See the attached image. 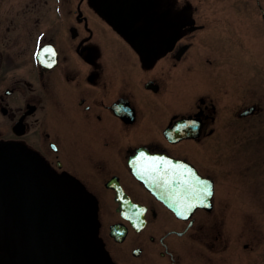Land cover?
Segmentation results:
<instances>
[{
    "label": "flooded vegetation",
    "instance_id": "obj_1",
    "mask_svg": "<svg viewBox=\"0 0 264 264\" xmlns=\"http://www.w3.org/2000/svg\"><path fill=\"white\" fill-rule=\"evenodd\" d=\"M216 1L0 0V154L86 199L101 264H264V223L251 241L234 214V142L264 111V0H230L221 25ZM141 154L211 195L179 215L180 172H145ZM6 211L0 264H28Z\"/></svg>",
    "mask_w": 264,
    "mask_h": 264
},
{
    "label": "water",
    "instance_id": "obj_2",
    "mask_svg": "<svg viewBox=\"0 0 264 264\" xmlns=\"http://www.w3.org/2000/svg\"><path fill=\"white\" fill-rule=\"evenodd\" d=\"M111 21L115 26L121 23L117 19ZM28 168L19 152H1L0 199L4 189L10 195L12 192L24 217L20 231L31 246L32 259L28 264H101L94 244L93 207L78 193L42 184ZM158 171L155 176H170L167 182L177 176L168 167ZM193 176L187 180L194 188L198 177ZM152 191L163 198L159 190ZM182 192V201L168 197L172 202L169 206L177 213L188 209V204L194 205L191 209L204 204V197L190 195L186 188Z\"/></svg>",
    "mask_w": 264,
    "mask_h": 264
},
{
    "label": "rangeland",
    "instance_id": "obj_3",
    "mask_svg": "<svg viewBox=\"0 0 264 264\" xmlns=\"http://www.w3.org/2000/svg\"><path fill=\"white\" fill-rule=\"evenodd\" d=\"M215 4L217 7L215 18L221 25L229 19L227 4H230V0H217ZM255 19L252 17L250 20L254 22ZM261 118V128L257 126L251 129L252 132L256 130L257 135L247 141L234 142V163L237 167L234 175V189L237 195L234 214L247 216L242 220H246L245 224L250 231L246 239L251 241L250 237L253 238L254 234L260 233L264 223L262 221L264 219V111L258 117ZM246 166H250L251 170H246ZM238 220L241 221V218ZM190 248L195 249L194 246Z\"/></svg>",
    "mask_w": 264,
    "mask_h": 264
},
{
    "label": "snow or ice",
    "instance_id": "obj_4",
    "mask_svg": "<svg viewBox=\"0 0 264 264\" xmlns=\"http://www.w3.org/2000/svg\"><path fill=\"white\" fill-rule=\"evenodd\" d=\"M46 53H48L49 55L54 56V52L52 51L51 48H46L44 50ZM140 160H142L144 163L142 165L143 170L145 172H156L158 170L157 166L161 163H166L165 161H157L155 159H149L143 156V154H141V157L139 158ZM168 170H175V171H179L180 172V180L182 185L188 190V193L190 195H195V196H209L211 195V186L210 185H206L204 187H202L200 189L199 192L196 191L195 188L192 187V185L189 183L188 180L183 179V171L179 170L178 168H176V166H172V165H168ZM189 174H190V170H189ZM204 183V182H202ZM199 203L203 204V200H200ZM194 205L193 204H188V209H191ZM180 215H185L183 212L178 213Z\"/></svg>",
    "mask_w": 264,
    "mask_h": 264
},
{
    "label": "bare ground",
    "instance_id": "obj_5",
    "mask_svg": "<svg viewBox=\"0 0 264 264\" xmlns=\"http://www.w3.org/2000/svg\"><path fill=\"white\" fill-rule=\"evenodd\" d=\"M26 164H27V162H26ZM27 166H28V164H27ZM29 167V166H28ZM29 169V168H28ZM31 171V170H30ZM34 175V174H33ZM35 176V175H34ZM6 192H7V189H4L3 190V193H2V196H1V199H0V230L2 231V235H6V236H8V237H10V238H15L16 236L14 235V230H13V228H12V225L11 224H3L2 222H1V219H3L4 220V218L7 216V211H6V207H7V204L9 203V204H11L12 206H14V205H16V208H18V210H19V207H18V205H17V202H16V200H15V198H14V196H13V194H12V192H11V197L15 200V202H12V200L10 199V198H8L7 197V195H6ZM8 200H9V202H8ZM19 212H20V210H19ZM21 214V213H20ZM22 215V214H21ZM22 218H23V221H24V217H23V215H22ZM13 220H14V218H13ZM12 223H13V221H12ZM18 255V254H17ZM21 257V256H20ZM10 259L11 260H13V257H10ZM7 260H8V258H7ZM16 262H18V261H16Z\"/></svg>",
    "mask_w": 264,
    "mask_h": 264
}]
</instances>
